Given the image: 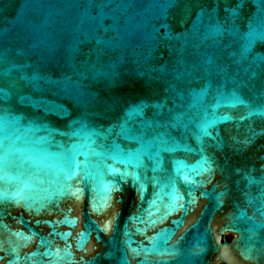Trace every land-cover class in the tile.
<instances>
[{"label": "water", "instance_id": "1", "mask_svg": "<svg viewBox=\"0 0 264 264\" xmlns=\"http://www.w3.org/2000/svg\"><path fill=\"white\" fill-rule=\"evenodd\" d=\"M0 155V264H264V0H0Z\"/></svg>", "mask_w": 264, "mask_h": 264}, {"label": "snow or ice", "instance_id": "2", "mask_svg": "<svg viewBox=\"0 0 264 264\" xmlns=\"http://www.w3.org/2000/svg\"><path fill=\"white\" fill-rule=\"evenodd\" d=\"M237 6H239V5H237ZM3 159V156L2 155H0V160H2ZM76 168H79V164H76ZM114 171H115V169H113ZM70 172H71V167H70ZM127 175H129V173L128 172H124L123 174H122V176H127ZM134 175V174H133ZM134 179H138V177H135L134 176ZM79 192H80V189H79V187H77L76 189H75V191H73V192H71L70 194L71 195H73V196H77V198H78V195H79ZM178 199V198H177ZM175 201L173 202V207L175 206ZM183 205H180V207H182ZM116 216H117V213L116 212H113V215H112V218L110 219V220H108V222L105 224V227H104V231H109L110 229H111V227L113 226V221H115V219H116ZM153 223H154V221H153Z\"/></svg>", "mask_w": 264, "mask_h": 264}, {"label": "rangeland", "instance_id": "3", "mask_svg": "<svg viewBox=\"0 0 264 264\" xmlns=\"http://www.w3.org/2000/svg\"><path fill=\"white\" fill-rule=\"evenodd\" d=\"M230 237H231V236H230V235H228V236H227V239H229Z\"/></svg>", "mask_w": 264, "mask_h": 264}, {"label": "flooded vegetation", "instance_id": "4", "mask_svg": "<svg viewBox=\"0 0 264 264\" xmlns=\"http://www.w3.org/2000/svg\"><path fill=\"white\" fill-rule=\"evenodd\" d=\"M230 238H231V237H230ZM230 238H229V239H230ZM229 239H228V240H229Z\"/></svg>", "mask_w": 264, "mask_h": 264}]
</instances>
